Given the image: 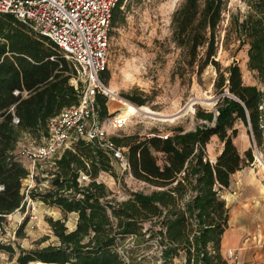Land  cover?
I'll return each instance as SVG.
<instances>
[{
    "label": "trees",
    "instance_id": "obj_1",
    "mask_svg": "<svg viewBox=\"0 0 264 264\" xmlns=\"http://www.w3.org/2000/svg\"><path fill=\"white\" fill-rule=\"evenodd\" d=\"M123 1L113 7L110 30L125 20ZM245 4L244 13L230 11L228 0H181L174 8L170 38L180 51L175 73L190 82L196 77L200 83L204 70L212 66L216 72L212 88L218 98L214 110L196 107L198 122L193 129L175 126L166 138L157 130L151 135L111 136L127 149V171L153 187L148 193L128 190L122 199L98 179L101 172H108L116 180L111 158L83 140L56 158L47 188L22 191L29 171L15 153L18 140L25 135L37 141L46 135L47 120L78 103L80 86L71 84L75 71L56 44L33 33L13 14L0 13V231L8 214L24 209L27 195L63 213L62 218H47L55 243L18 246L16 252L11 243L0 241V252L16 264H133L132 250H123L124 241L133 237L137 245L155 242L160 264H175L179 257L182 264H229L221 252L229 219L221 192L252 160L249 150L242 157L233 142L234 123L249 125L260 142L264 92L243 82L235 62L221 66L217 53L231 42L236 49L247 45V67L264 83V0ZM124 97L137 105L145 103L132 93ZM106 102V95H95L101 120L108 116ZM214 135L222 148L211 161L205 149ZM69 213L76 214L72 229L65 224Z\"/></svg>",
    "mask_w": 264,
    "mask_h": 264
},
{
    "label": "rangeland",
    "instance_id": "obj_2",
    "mask_svg": "<svg viewBox=\"0 0 264 264\" xmlns=\"http://www.w3.org/2000/svg\"><path fill=\"white\" fill-rule=\"evenodd\" d=\"M180 1H123L121 8L125 20L123 24L113 27L109 33L107 65L103 73L107 79L103 82L107 88L112 89L113 95H107L108 116L104 120L108 122L117 114L129 117L130 107L144 106L150 109V113L140 111L132 115L123 127L115 131L109 130V136L123 137L134 133L151 135L154 130L159 133L170 132L175 126L189 130L198 122L195 118L197 106L214 110L218 94L212 88L216 75L212 66L204 70L200 83L196 77L190 82L175 73L176 59L180 51L170 38V20ZM228 9L244 13L247 9L245 0H228ZM226 15L228 16L227 13ZM225 22L226 20L223 26ZM247 47L244 45L236 49V43L231 42L228 47L218 50L217 59L223 67L235 62L241 70L243 82L256 85L264 92L263 81L258 78L256 72L247 67ZM125 93L140 96L144 98L145 103H132L124 97ZM261 124V140L257 142L249 125L240 120L234 123L237 134L233 142L242 157H245V152L249 150L252 160L231 176L230 185L221 192L229 209L237 206L239 196L243 199L251 193V235L255 234L256 244L259 243L255 246V243L251 242V264H264V231H260L261 226L264 227V221L261 222L264 214V100L261 105ZM30 142L31 140H25L22 135L15 149L18 159L29 171L28 176L22 180V191L25 193L34 186H38V190L47 188L50 178L48 172L52 169L49 163L33 165L20 153ZM221 148L222 142L214 135L206 144V155L214 160ZM258 154L260 161L257 159ZM112 166L116 180L108 172H101L98 179L115 191L119 199L125 198L128 190H141L146 193L152 190V186L136 179L117 162L112 161ZM25 199L24 209L8 214L3 230L0 231V241L11 243L16 252L18 246L29 249L55 243L56 237L47 218L63 217L62 211L57 207L49 206L39 199H31L28 195ZM75 220L76 214L67 215L65 224L68 229L74 227ZM245 235L247 232L243 237H246ZM223 243L225 242L221 243V252L229 264H241L237 256L240 248L245 245L244 238L237 242L236 248H226ZM228 249L233 251L231 258L227 256ZM123 250H132L133 264H160V247L155 242L137 245L134 244V238L129 237L124 241ZM0 261L1 264H16L14 258L9 259L4 252H0ZM175 264H182L180 257L175 259Z\"/></svg>",
    "mask_w": 264,
    "mask_h": 264
},
{
    "label": "built area",
    "instance_id": "obj_3",
    "mask_svg": "<svg viewBox=\"0 0 264 264\" xmlns=\"http://www.w3.org/2000/svg\"><path fill=\"white\" fill-rule=\"evenodd\" d=\"M118 0H0V13H11L36 35L51 40L69 60L75 71L71 84L80 96L77 104L64 107L47 120L46 135L31 142L20 152L32 163L55 164L65 149L76 140L95 144L122 167L129 169L124 147L109 136V130L123 127L129 117L117 114L108 122L100 119L95 95H110L101 77L107 65L112 10ZM17 94L18 90H14ZM12 110V107L10 108ZM13 123L18 117L13 115ZM170 132H162L166 138ZM231 258L233 251L227 250Z\"/></svg>",
    "mask_w": 264,
    "mask_h": 264
},
{
    "label": "crops",
    "instance_id": "obj_4",
    "mask_svg": "<svg viewBox=\"0 0 264 264\" xmlns=\"http://www.w3.org/2000/svg\"><path fill=\"white\" fill-rule=\"evenodd\" d=\"M207 157L213 161V159H211L208 154ZM244 200H246V202H243ZM263 221L264 214L262 216L261 222ZM251 226V193H249L248 196L243 199L241 196H239L237 206H233L232 209H229L228 227L225 229L222 236V242H225V244H223L226 246V248H236L237 242L240 241L241 238H244L245 245L240 248L237 256L241 264H251V242L255 243V246L259 244H256V235H251ZM261 230L264 231L263 226H261L260 231ZM245 232H247V235H245L246 237H243Z\"/></svg>",
    "mask_w": 264,
    "mask_h": 264
},
{
    "label": "bare ground",
    "instance_id": "obj_5",
    "mask_svg": "<svg viewBox=\"0 0 264 264\" xmlns=\"http://www.w3.org/2000/svg\"><path fill=\"white\" fill-rule=\"evenodd\" d=\"M107 91H108L110 94L113 95V91H112L111 88H107ZM190 108H191V107H190ZM140 111L145 112V113H150V109H148L147 107H144V106L139 107V108H137V107H135V108L130 107V108H129V117H131L132 115H134V114H136V113H138V112H140ZM259 157H260V156H259V154H258V155H257V159H258V161H260V158H259Z\"/></svg>",
    "mask_w": 264,
    "mask_h": 264
},
{
    "label": "water",
    "instance_id": "obj_6",
    "mask_svg": "<svg viewBox=\"0 0 264 264\" xmlns=\"http://www.w3.org/2000/svg\"><path fill=\"white\" fill-rule=\"evenodd\" d=\"M34 264V263H33Z\"/></svg>",
    "mask_w": 264,
    "mask_h": 264
}]
</instances>
